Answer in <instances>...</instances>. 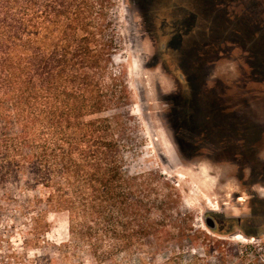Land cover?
Instances as JSON below:
<instances>
[{"label": "rangeland", "instance_id": "1", "mask_svg": "<svg viewBox=\"0 0 264 264\" xmlns=\"http://www.w3.org/2000/svg\"><path fill=\"white\" fill-rule=\"evenodd\" d=\"M113 1V69L141 142L126 169L161 175L191 226L168 222L165 246L155 233L95 261L69 238L66 213L46 212L35 236L39 209L24 201L38 190L14 187L11 204L0 190V264H264V0Z\"/></svg>", "mask_w": 264, "mask_h": 264}, {"label": "trees", "instance_id": "2", "mask_svg": "<svg viewBox=\"0 0 264 264\" xmlns=\"http://www.w3.org/2000/svg\"><path fill=\"white\" fill-rule=\"evenodd\" d=\"M113 0H0V190L15 187L43 235L46 212L66 213L68 234L95 261L171 239L181 195L153 171L130 174L138 147ZM161 180V184L155 183ZM41 206L44 208L41 209ZM176 214L177 216H174Z\"/></svg>", "mask_w": 264, "mask_h": 264}, {"label": "water", "instance_id": "3", "mask_svg": "<svg viewBox=\"0 0 264 264\" xmlns=\"http://www.w3.org/2000/svg\"><path fill=\"white\" fill-rule=\"evenodd\" d=\"M205 222H206V225L211 228V229H214L215 228V223L213 221V219L211 217H207L205 219Z\"/></svg>", "mask_w": 264, "mask_h": 264}]
</instances>
